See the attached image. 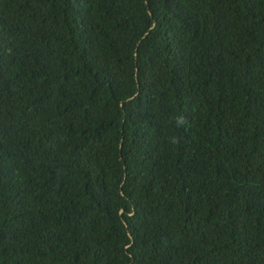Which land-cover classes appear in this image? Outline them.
<instances>
[{"label":"trees","instance_id":"obj_1","mask_svg":"<svg viewBox=\"0 0 264 264\" xmlns=\"http://www.w3.org/2000/svg\"><path fill=\"white\" fill-rule=\"evenodd\" d=\"M0 264H264V0H0Z\"/></svg>","mask_w":264,"mask_h":264},{"label":"water","instance_id":"obj_2","mask_svg":"<svg viewBox=\"0 0 264 264\" xmlns=\"http://www.w3.org/2000/svg\"><path fill=\"white\" fill-rule=\"evenodd\" d=\"M130 235V234H129Z\"/></svg>","mask_w":264,"mask_h":264}]
</instances>
